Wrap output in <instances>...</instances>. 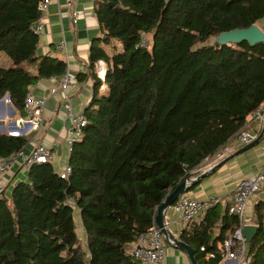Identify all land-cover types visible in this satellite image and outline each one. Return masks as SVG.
Masks as SVG:
<instances>
[{"label": "trees", "instance_id": "1", "mask_svg": "<svg viewBox=\"0 0 264 264\" xmlns=\"http://www.w3.org/2000/svg\"><path fill=\"white\" fill-rule=\"evenodd\" d=\"M39 1L0 0V51L11 58L0 64V99L8 94L20 110L32 84L68 67L37 53ZM96 12L102 34L92 41L90 61L104 59L107 71L105 79L93 73L72 171L64 178L53 162H35L0 194V264H140L129 250L167 194L232 143L264 103V42L210 41L258 23L264 0H97ZM28 141L0 133V155ZM254 222L248 254L252 264H264V199L254 205ZM239 226L229 203L222 210L214 202L181 237L199 264H223L218 243Z\"/></svg>", "mask_w": 264, "mask_h": 264}, {"label": "crops", "instance_id": "2", "mask_svg": "<svg viewBox=\"0 0 264 264\" xmlns=\"http://www.w3.org/2000/svg\"><path fill=\"white\" fill-rule=\"evenodd\" d=\"M65 1L53 0L47 8L37 53L58 56L68 63L67 71L73 75L75 81L70 90V96L75 109L84 111L91 101L93 73L97 72L96 65H91L90 48L93 39L102 34L96 12L97 0H77V7L81 12L77 23L72 21L71 10L66 8ZM258 24L263 28L264 17ZM62 39H65V46L60 48L58 43ZM3 59H7L6 56H3ZM82 74L85 75L82 76ZM61 79L62 75L45 77L30 86V92L38 96H46L47 101L44 124L39 131L34 130L28 134L29 141L24 147V150L28 152L39 142L50 146L53 151V163L58 170H61L70 158L67 142L70 123L60 116L65 109L63 93L58 90L50 94L49 90L52 87H59ZM101 89L107 90V84L103 83ZM25 115L26 111L18 109L13 102L0 99V133H9L10 123ZM263 128L264 124L261 125L256 119L249 121L244 127L245 130L250 129L258 134ZM232 141L229 158L195 184V188L187 192L202 199L213 198L215 202H220L222 210L234 200L237 182L258 172L264 163V135L258 144L234 155L232 154L242 146V143L238 136ZM27 172L18 164L7 169L4 176L8 179V184H11L10 190L17 181L27 177ZM259 199H264V186L248 202L247 223H255L254 205ZM202 216L203 213L198 219ZM172 219V232L182 238L181 232L186 227L184 221L175 212H172ZM163 264H191V260L186 251L175 244H169Z\"/></svg>", "mask_w": 264, "mask_h": 264}, {"label": "built area", "instance_id": "3", "mask_svg": "<svg viewBox=\"0 0 264 264\" xmlns=\"http://www.w3.org/2000/svg\"><path fill=\"white\" fill-rule=\"evenodd\" d=\"M52 1L53 0L39 1L38 6L41 14L32 25L34 31L39 35L42 33L44 26L43 19L45 12ZM76 2L77 0L65 1L66 8L71 10L72 21L74 23H77L81 17V12L77 7ZM142 45H150L146 37L142 39ZM64 46L65 39H62L58 43V47L61 48ZM96 68L97 74L105 79L107 71L105 60L99 59L96 62ZM74 82L73 75L66 71L62 75L59 87H52L49 90L50 94H54L58 90L63 93L65 109L60 113V116L63 119L68 120L70 123L67 136L68 149L70 152L73 149L74 143L81 138L84 127L88 122L84 111L75 109L72 102L70 90L74 85ZM4 99L12 102V99L8 94L4 96ZM46 101V96H38L29 92L24 103L26 115L20 116L14 122L10 123L8 126L9 133L14 135H28L34 130L39 131L45 121ZM255 119L259 120L261 125L264 124V103L252 111L249 121ZM257 135L258 133L253 130L244 129L239 132L238 137L242 145H244L256 138ZM231 150L232 146L230 144H225L213 157H210L206 162L194 169L190 176L196 178L201 172L212 168L217 162L224 159ZM35 162H53L52 148L39 142L28 152L22 148L8 156L0 155V194L7 191L8 179H6L4 175L10 166L18 164V166L28 171ZM71 171L72 166L68 161L62 166L60 174L62 177L68 178ZM263 186L264 163L258 172L249 177L242 178L237 182L234 190V200L229 203V212L238 214L240 226L236 230L228 233L225 239L218 244L219 252H221L223 256L221 261L223 264H252V257L248 254L247 248L248 239L244 235L242 228L249 220L247 217L248 202ZM70 201H73V199H70ZM215 201L216 200L210 197L202 199L185 192L164 210V226L172 231V212L179 214L184 221V224L187 225L191 220L198 218ZM156 213L154 223L139 235L138 239L129 250L140 264H163L164 258L167 254L168 245L175 243L173 239L165 235L162 227L157 224ZM202 249L205 250V246H202ZM214 255L215 251L207 252V257Z\"/></svg>", "mask_w": 264, "mask_h": 264}, {"label": "water", "instance_id": "4", "mask_svg": "<svg viewBox=\"0 0 264 264\" xmlns=\"http://www.w3.org/2000/svg\"><path fill=\"white\" fill-rule=\"evenodd\" d=\"M214 37V41L216 43L226 44V43H234V42H241L243 40L249 41L251 44H256L257 42H264V29L258 24L253 23L248 27L245 28H234L226 31H222L220 34H217ZM4 100V97L2 98ZM264 135V128L261 132L246 144L239 147L235 152L232 154L241 153L254 145L258 144L259 141L262 139ZM231 155V156H232ZM230 154L227 155L224 159L217 162L212 168L205 170L198 174L196 178L191 177L190 175L186 176L176 187H174L162 201V203L157 208L156 213V222L159 226L162 227L163 232L165 235L174 240V244L187 252L190 257L191 264H199L198 259L195 255L194 248L184 239L176 236L172 231L168 230L164 226V210L169 207L173 202H175L179 196L185 192H188L195 184H197L202 178L209 175L211 171L215 168L219 167L224 161L229 158ZM259 229V225L256 223H246L242 231L244 235L247 237L248 241H251Z\"/></svg>", "mask_w": 264, "mask_h": 264}, {"label": "rangeland", "instance_id": "5", "mask_svg": "<svg viewBox=\"0 0 264 264\" xmlns=\"http://www.w3.org/2000/svg\"><path fill=\"white\" fill-rule=\"evenodd\" d=\"M210 41H214V37H211L210 38ZM0 64L1 65H4V66H9L11 64V59L10 57L0 51ZM3 56H6L7 59H3ZM10 187H11V184H8V187H7V191L6 192H9L10 191ZM75 218H76V222H77V230L79 232V235H80V238L82 240L83 243H86V238H87V235H86V232H85V229H84V226H83V223H82V219H81V216H80V211L79 209H77V211L75 212ZM86 245V244H84Z\"/></svg>", "mask_w": 264, "mask_h": 264}]
</instances>
